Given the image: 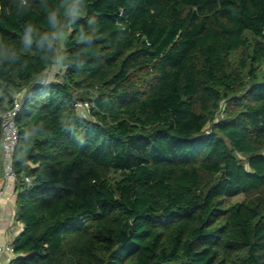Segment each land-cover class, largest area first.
Here are the masks:
<instances>
[{"label":"trees","instance_id":"16d2710c","mask_svg":"<svg viewBox=\"0 0 264 264\" xmlns=\"http://www.w3.org/2000/svg\"><path fill=\"white\" fill-rule=\"evenodd\" d=\"M19 92L8 264H264V0H0Z\"/></svg>","mask_w":264,"mask_h":264},{"label":"built area","instance_id":"2783aa9c","mask_svg":"<svg viewBox=\"0 0 264 264\" xmlns=\"http://www.w3.org/2000/svg\"><path fill=\"white\" fill-rule=\"evenodd\" d=\"M24 92L15 95L10 109L0 114L1 118V179H0V214L4 210V200L10 191H14L18 174L13 165L14 152L18 144L19 130L16 118L22 108ZM77 107L88 111L90 103L78 104ZM13 194V195H14ZM15 257L14 240H2L0 237V264H8Z\"/></svg>","mask_w":264,"mask_h":264},{"label":"crops","instance_id":"0c3cea01","mask_svg":"<svg viewBox=\"0 0 264 264\" xmlns=\"http://www.w3.org/2000/svg\"><path fill=\"white\" fill-rule=\"evenodd\" d=\"M1 179V167H0ZM10 191L4 200V210L0 214V237L2 240H15L23 230V224L16 219V195ZM7 264V263H6Z\"/></svg>","mask_w":264,"mask_h":264},{"label":"rangeland","instance_id":"374dc122","mask_svg":"<svg viewBox=\"0 0 264 264\" xmlns=\"http://www.w3.org/2000/svg\"><path fill=\"white\" fill-rule=\"evenodd\" d=\"M65 35H66L65 33H62L61 34L62 38H64ZM58 72H60L59 65L55 64L52 67V69H50L46 72L47 77H48V81L52 80ZM79 112L81 113V115L87 116V111H85L84 109L80 108ZM236 200H242V198L240 197Z\"/></svg>","mask_w":264,"mask_h":264},{"label":"water","instance_id":"95a60500","mask_svg":"<svg viewBox=\"0 0 264 264\" xmlns=\"http://www.w3.org/2000/svg\"><path fill=\"white\" fill-rule=\"evenodd\" d=\"M80 110V107H78V111Z\"/></svg>","mask_w":264,"mask_h":264},{"label":"clouds","instance_id":"9594fccd","mask_svg":"<svg viewBox=\"0 0 264 264\" xmlns=\"http://www.w3.org/2000/svg\"><path fill=\"white\" fill-rule=\"evenodd\" d=\"M31 31V29H29V32Z\"/></svg>","mask_w":264,"mask_h":264}]
</instances>
